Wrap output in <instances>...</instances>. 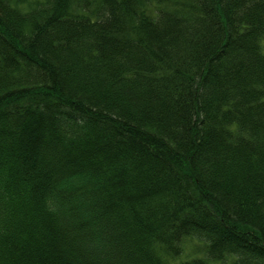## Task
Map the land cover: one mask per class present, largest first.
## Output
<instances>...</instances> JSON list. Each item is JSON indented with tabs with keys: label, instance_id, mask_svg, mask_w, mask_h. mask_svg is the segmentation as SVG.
Wrapping results in <instances>:
<instances>
[{
	"label": "trees",
	"instance_id": "trees-1",
	"mask_svg": "<svg viewBox=\"0 0 264 264\" xmlns=\"http://www.w3.org/2000/svg\"><path fill=\"white\" fill-rule=\"evenodd\" d=\"M0 264H264V0H0Z\"/></svg>",
	"mask_w": 264,
	"mask_h": 264
},
{
	"label": "rangeland",
	"instance_id": "rangeland-1",
	"mask_svg": "<svg viewBox=\"0 0 264 264\" xmlns=\"http://www.w3.org/2000/svg\"><path fill=\"white\" fill-rule=\"evenodd\" d=\"M194 242H186L185 243V253L183 255V258H186L190 252H192V248L194 246ZM193 245V246H192Z\"/></svg>",
	"mask_w": 264,
	"mask_h": 264
}]
</instances>
